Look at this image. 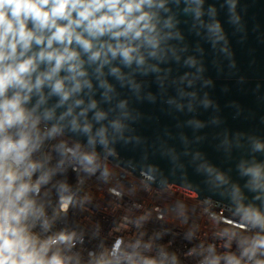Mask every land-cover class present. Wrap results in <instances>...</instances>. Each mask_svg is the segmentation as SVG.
I'll return each mask as SVG.
<instances>
[{
	"label": "water",
	"instance_id": "1",
	"mask_svg": "<svg viewBox=\"0 0 264 264\" xmlns=\"http://www.w3.org/2000/svg\"><path fill=\"white\" fill-rule=\"evenodd\" d=\"M151 11L158 46L141 49L143 63L85 64L91 88L56 107L45 87L34 115L149 184L264 216V0H154Z\"/></svg>",
	"mask_w": 264,
	"mask_h": 264
},
{
	"label": "clouds",
	"instance_id": "2",
	"mask_svg": "<svg viewBox=\"0 0 264 264\" xmlns=\"http://www.w3.org/2000/svg\"><path fill=\"white\" fill-rule=\"evenodd\" d=\"M153 4L154 0H0V264H68L58 251L49 256L47 243L38 246L26 225L37 211L29 193L38 192L40 183L25 180L38 167L29 159L35 147L32 133L40 122L34 114L46 99L45 87L50 89L48 96H59L56 107L68 103L84 86L91 88L85 64L97 65L99 73L117 58L125 65L133 60L143 63L141 49L158 46ZM111 71L118 74L120 68ZM34 93L40 99L28 109ZM83 103L74 100L60 119L73 115ZM89 107H96V102ZM87 110L73 116V128L80 127L77 120ZM53 111L46 110L45 118H51ZM102 115L98 113V118ZM83 128L90 131L91 125L85 123ZM58 131L59 125L53 124L48 135ZM93 159L92 154L83 157L88 165ZM241 219L264 230V216L258 210H245ZM224 222L248 228L240 221L224 218ZM258 252L264 256V235L253 237L240 258L228 256L227 260L241 264L247 257L244 264H249ZM219 260L213 257L208 264H219ZM254 264H264V259Z\"/></svg>",
	"mask_w": 264,
	"mask_h": 264
},
{
	"label": "built area",
	"instance_id": "3",
	"mask_svg": "<svg viewBox=\"0 0 264 264\" xmlns=\"http://www.w3.org/2000/svg\"><path fill=\"white\" fill-rule=\"evenodd\" d=\"M50 128L40 119L33 130L29 159L38 167L25 177L40 181L29 193L37 211L28 233L38 246L48 244L49 256L58 251L68 264H208L213 257L229 264L228 256L240 258L253 237L264 235L235 212L149 184L61 130L48 135ZM85 154L94 155L91 165ZM256 259L264 256L258 252L249 264Z\"/></svg>",
	"mask_w": 264,
	"mask_h": 264
}]
</instances>
